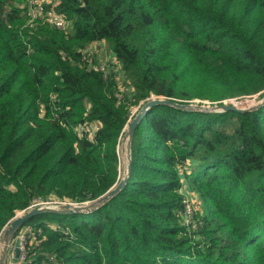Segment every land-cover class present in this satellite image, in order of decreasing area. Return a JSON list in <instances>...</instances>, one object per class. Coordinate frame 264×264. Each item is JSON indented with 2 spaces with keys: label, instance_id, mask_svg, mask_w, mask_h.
I'll return each mask as SVG.
<instances>
[{
  "label": "trees",
  "instance_id": "obj_1",
  "mask_svg": "<svg viewBox=\"0 0 264 264\" xmlns=\"http://www.w3.org/2000/svg\"><path fill=\"white\" fill-rule=\"evenodd\" d=\"M21 2L0 0V236L31 205L111 188L131 110L151 97L264 95V0H50L39 14ZM100 41L106 77L101 55L82 59ZM130 155L126 184L95 210L26 220L12 264H264V104L154 105ZM181 187L199 198L194 226Z\"/></svg>",
  "mask_w": 264,
  "mask_h": 264
},
{
  "label": "water",
  "instance_id": "obj_2",
  "mask_svg": "<svg viewBox=\"0 0 264 264\" xmlns=\"http://www.w3.org/2000/svg\"><path fill=\"white\" fill-rule=\"evenodd\" d=\"M7 13V12H6ZM157 104H167L175 108H186V104L177 103L167 98L154 97L150 98L140 105L136 114L128 121L124 132L120 137L119 143V154H125V166L122 169V174L119 177V180L109 188L105 193L99 197L84 202V203H37L31 205L30 207L19 211L15 216L9 221V223L4 228L0 236V264H8V252L12 251V262H17L20 256V243L19 239L16 236L18 230L22 227L24 222L31 218L34 215L41 213H87L95 210L110 198H112L121 188L126 184V181L130 175L131 171V155H130V143L133 130L138 123V121L147 113L148 109ZM264 104V95L258 99L254 104L247 106H238L231 102H224L222 104H215L211 110L214 111H227L235 110L239 112L250 111L258 108ZM207 110V109H203ZM122 154V155H123ZM121 171V170H120Z\"/></svg>",
  "mask_w": 264,
  "mask_h": 264
},
{
  "label": "rangeland",
  "instance_id": "obj_3",
  "mask_svg": "<svg viewBox=\"0 0 264 264\" xmlns=\"http://www.w3.org/2000/svg\"><path fill=\"white\" fill-rule=\"evenodd\" d=\"M49 1L50 0H24V2H21V5H24L25 3H28L29 6H30L29 14H36V13L39 14L41 12V8H42L41 5L42 4H46ZM99 43H102V44H104L106 46L105 42H103V41H101ZM96 47L99 48L100 50L105 49V47L103 45H101V46L96 45ZM102 52H105V51L102 50ZM154 97L155 96H153L151 98H154ZM257 100H258V98L256 96H252V97H246V98L240 99V100L232 99L229 102H231L233 104H236L238 106H247V105L254 104ZM198 101L199 100H193V102H190V103L186 104L187 105L186 108H192V109H196V110H203V109L211 110V108L214 106V105L212 106V104L209 103L208 101H201V103H198ZM229 102H227V103H229ZM134 108H133L134 109L133 110L134 113H133L132 117L137 112V108L136 107H134ZM122 154H119V156H120L119 169L121 170V172H122V169H124V166H125V162H124L125 161V154H123V155ZM181 189H182L183 195L185 197L184 200L187 201V207H184L183 216L185 217L187 222L192 223V226H194L193 225L192 214L194 213V211L197 208V201L199 200V198L194 197V195H193L194 191H192L188 187H186V188L181 187ZM21 234H23V235L25 234V229L24 228L16 234L18 239L20 238L19 235H21ZM20 255H21V251H20ZM11 257H12V251H9L8 252V261H7L8 264H12Z\"/></svg>",
  "mask_w": 264,
  "mask_h": 264
},
{
  "label": "built area",
  "instance_id": "obj_4",
  "mask_svg": "<svg viewBox=\"0 0 264 264\" xmlns=\"http://www.w3.org/2000/svg\"><path fill=\"white\" fill-rule=\"evenodd\" d=\"M53 23L56 26H61L64 22L62 21V19L57 18V19L53 20ZM96 45H99V46L103 45L105 47V49H102V50H104L105 52H102V50L97 48ZM90 53H96V54L99 53V55H101L103 57L102 61H101V64L99 65V69L103 71V73H104L103 76L106 77L107 74H108V68H110V66H111V60L109 59V56H108L109 52L107 50V47L104 44H102V43L94 42L93 44H91L90 46H88L85 49V51L82 54V59L86 60ZM133 108L131 110L130 119H131V117H132V115L134 113L133 110L135 108L134 109ZM96 129H97V124L96 123L78 124L77 127H76V132L80 136L84 135V134H87V137H92L94 135ZM183 202H184V207H187V201L184 200ZM19 236H20L19 243H20V251H21V255H20L19 258L22 259L23 258V254H24V235L21 234Z\"/></svg>",
  "mask_w": 264,
  "mask_h": 264
},
{
  "label": "crops",
  "instance_id": "obj_5",
  "mask_svg": "<svg viewBox=\"0 0 264 264\" xmlns=\"http://www.w3.org/2000/svg\"><path fill=\"white\" fill-rule=\"evenodd\" d=\"M101 42V41H100Z\"/></svg>",
  "mask_w": 264,
  "mask_h": 264
}]
</instances>
